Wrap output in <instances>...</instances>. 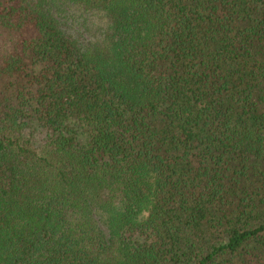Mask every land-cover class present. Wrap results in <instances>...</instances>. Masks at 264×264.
Masks as SVG:
<instances>
[{"label":"trees","instance_id":"trees-1","mask_svg":"<svg viewBox=\"0 0 264 264\" xmlns=\"http://www.w3.org/2000/svg\"><path fill=\"white\" fill-rule=\"evenodd\" d=\"M0 264H264V0H0Z\"/></svg>","mask_w":264,"mask_h":264}]
</instances>
